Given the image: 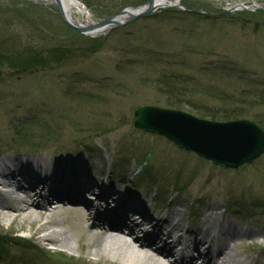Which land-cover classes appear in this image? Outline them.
I'll use <instances>...</instances> for the list:
<instances>
[{"label":"rangeland","instance_id":"374dc122","mask_svg":"<svg viewBox=\"0 0 264 264\" xmlns=\"http://www.w3.org/2000/svg\"><path fill=\"white\" fill-rule=\"evenodd\" d=\"M76 1L84 9L73 6L67 19L83 22L80 12L85 10V23L91 24L148 0ZM254 1L181 0L180 6L159 8L97 36L70 28L50 0H0V47L5 51L0 52V166L11 164L14 171L6 174L19 173L20 161L28 160L34 173L45 174L37 166L48 160L80 159L102 187L131 195L117 181L122 177L125 184H137L141 195L152 196L156 184L168 206L195 211L189 219L199 216L202 222L210 207H219L225 228L235 227L225 243L234 264H264V155L227 169L134 125L135 111L146 105L211 121L260 116L264 122V102L247 106L246 97H237L264 82V0H257L263 8L253 7ZM240 3L249 9L227 12ZM35 52L44 60L35 59ZM227 64L244 69L246 78L217 70ZM165 74L181 77L197 93L192 99L168 98L157 85ZM141 167L150 185L138 181ZM32 176L24 180L36 181ZM111 197H106L110 203ZM11 200L14 204L0 194V264H128L120 255L99 251L94 236L92 244H84L81 234L92 223L83 203L31 212L25 201ZM103 204L97 207L104 209ZM96 225L110 234L108 225ZM56 228L66 233L67 245L44 238Z\"/></svg>","mask_w":264,"mask_h":264},{"label":"bare ground","instance_id":"6f19581e","mask_svg":"<svg viewBox=\"0 0 264 264\" xmlns=\"http://www.w3.org/2000/svg\"><path fill=\"white\" fill-rule=\"evenodd\" d=\"M56 1V0H55ZM61 5L64 7V11H66L65 13L67 14V16L70 18L71 16V8L73 6L75 7H79L80 5L77 4L76 2L73 1H68V0H60ZM181 2V0H155V3L159 4L160 6L164 7V8H168L169 5H177ZM257 5L256 2L253 3V6ZM145 6H141L138 8H129V11H127L126 13H120L119 15H117V19L119 22H123L126 21L127 19H129L133 14H138L140 12H142L144 10ZM80 10L81 7H79ZM75 22H73L74 24L77 25V23H79V21L74 20ZM91 25V24H90ZM116 25L111 24L109 25L107 28H103V29H99L96 32H93V35H101V34H105L107 33L110 29H112L113 27H115ZM75 160V159H74ZM72 160V161H74ZM72 161L67 158V157H63L58 159L55 163L51 164V171L53 172L52 176L54 177V181H57L58 183L54 182V184L56 183L57 186L59 187H55V189H59L60 192L57 191H53L55 193L58 194V196H65V198L68 197H72V196H77L79 193L81 194L82 192H89L90 190L83 187L82 185H85V183H87L86 181H84V176H87L86 172L88 171V166L83 165L80 159H77L76 161H74L75 163H72ZM21 165L20 168V172H22L19 176H23L24 178L30 177L31 175H33L32 177L34 179H37V185H36V189H38V192L40 191V186L41 187H46L49 189L48 186H51V180L50 178L45 179V177H41L40 175H37L36 173H34V171L31 170H25L28 168V166H30L29 161L27 160H22L19 163ZM25 168V169H23ZM59 169L65 170L63 173L59 174ZM15 174H7V178H12ZM15 177V176H14ZM23 178V179H24ZM75 178H79L80 179V183L77 182V180ZM84 181V182H83ZM79 183V185L77 184ZM75 184L76 187H74L72 190H69L70 188L67 189L68 186H71ZM78 185V186H77ZM81 185V186H80ZM97 186V185H94ZM99 188L102 190L100 197L95 198L94 202L97 201H104L105 203H107L110 207H112V203L117 206L118 202L117 201H112V203H109V200L106 198L107 195L109 197H111V193L113 190L116 191L115 195H113L112 197H116L120 192H118L117 190H115L114 187L111 186V188H105V187H101L99 186ZM121 194V193H120ZM126 195V194H124ZM128 195V194H127ZM127 195L124 196V198H121L120 200L122 201L121 205L122 206H127V202H129L130 200L134 198L137 199H141V194H134L132 198L127 200ZM53 196V195H52ZM111 197V198H112ZM135 200V199H134ZM76 201V200H74ZM132 204H134L133 202H130ZM113 211H109L107 210V212L105 213V215H103V217H105L106 215L111 214V216L113 215V213H117V208L116 207H112ZM219 207H210V213L208 215L205 216V218L202 220L201 223L205 224L208 228L212 229V228H216L220 222L222 221V216L219 215V211H218ZM172 215L175 216L178 220V225L179 227H183L186 223H187V216L185 215L184 210L180 209V208H173L172 209ZM119 221L123 220V217H116ZM112 224H114V221H111ZM115 224H117L116 226L113 225L115 227V229L119 226H121L120 223H118V221H115ZM46 225H51V226H58L55 223H47ZM87 227L86 230H83V233L81 234V238L84 242V244L86 245H90L92 244L90 242L91 236L95 237V241L94 243H98V247H99V251L103 252L106 255H120L124 260H126L125 262L128 264H139V262H143V264H170V263H166V261L164 260L167 256V253H170L173 255V259H174V263L175 264H200L199 262L195 261L197 260L196 257H194V255H192V257L188 258L185 257L183 254L178 256V253H174L173 254V250L172 247H166V245H164V251H166V249L168 248V250L166 252H159V251H150V247L153 243L158 244L160 247H162V242H158L157 240L159 239V236L152 234L149 236H146L145 234L139 235L137 234V241L134 240H128V238L126 236L120 235L119 233H117V230L112 231V233H106L103 231H100L99 228H95L93 226ZM156 229H158V227H156ZM218 234L219 235H230V234H234L235 232V227H233V225H228L226 226V228L224 230H218ZM136 229H133V234H136ZM46 240H49L52 243H60L62 245H67V236L65 232L60 231L58 228L53 229L51 232H49V234H46L44 237ZM177 241V240H175ZM140 243V244H138ZM150 246V247H149ZM157 255H159L160 257H158ZM200 256V260L202 261V264H204L205 262H210L213 264H234L235 263V259H234V255H232L231 251L229 250V244H223L221 245V249L219 251V256L221 258V261L218 262L217 260H214L213 256L208 252V251H203L201 254H199Z\"/></svg>","mask_w":264,"mask_h":264},{"label":"water","instance_id":"95a60500","mask_svg":"<svg viewBox=\"0 0 264 264\" xmlns=\"http://www.w3.org/2000/svg\"><path fill=\"white\" fill-rule=\"evenodd\" d=\"M55 6L70 28L84 34L111 24L131 23L149 16L158 8L155 0H148L142 12L133 14L126 21L119 22L117 15H112L94 25L77 26L67 19L60 0L55 1ZM127 11L125 9L121 14ZM135 117L134 125L141 131L164 136L178 147L220 167L236 169L252 163L264 153V128L251 120L211 121L180 110L150 105L139 107Z\"/></svg>","mask_w":264,"mask_h":264},{"label":"trees","instance_id":"16d2710c","mask_svg":"<svg viewBox=\"0 0 264 264\" xmlns=\"http://www.w3.org/2000/svg\"><path fill=\"white\" fill-rule=\"evenodd\" d=\"M54 41H56V39H54ZM54 41H52V42H54ZM57 45H59V44H57ZM3 48L0 47V52L1 51L5 52L3 50ZM57 50L54 49L53 53ZM35 53H36V55H34L35 59L37 58L39 60H44V59H41V58H43L41 52L40 53L35 52ZM217 70L219 72L223 71L224 73L225 72L236 73L237 76L240 75V76H238L239 78H246V74H247V72L244 69H242V70L239 69L235 64H233V65L227 64V65H224L222 67H218ZM162 79L163 80L157 81V83H158L157 85H158L159 91L162 92L163 94H165L166 96H168V98H179L180 96H187L188 98L192 99L193 93H197V91L195 89L192 90V89L188 88L186 85V81L182 80V78L179 76L172 75V74H170V75L165 74V76H163ZM258 85H260V86H258ZM262 86H264V82L259 81L258 84H255V86L250 85V86H248L247 89L242 90L239 93V96H237L235 94H233V95L237 96V97H246V99L243 102H245L247 106L254 105L255 103L259 104V102H261V104H263L262 102H264V89H261ZM216 87L217 86H215V88ZM208 89L210 90L211 87H209ZM219 89H216V90H219ZM224 95H226V94L216 93L217 97H223ZM255 100H256V102H255ZM195 107H196V109H199V108L201 109V110L199 109L200 110L199 113L209 114L212 117H214V115H215V113L207 111L206 108H203L201 106H195ZM239 112H241V111L238 110L236 113H239ZM235 115H237V114H234L233 116H235ZM252 119L264 127V122L261 121L260 116H256ZM23 139L29 140L25 136L23 137ZM0 244H1V242H0ZM1 252H0V256H1Z\"/></svg>","mask_w":264,"mask_h":264}]
</instances>
